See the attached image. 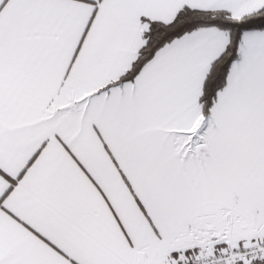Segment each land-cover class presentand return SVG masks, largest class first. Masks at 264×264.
Masks as SVG:
<instances>
[{
  "label": "snow or ice",
  "instance_id": "6c2138e0",
  "mask_svg": "<svg viewBox=\"0 0 264 264\" xmlns=\"http://www.w3.org/2000/svg\"><path fill=\"white\" fill-rule=\"evenodd\" d=\"M0 264H264V0H0Z\"/></svg>",
  "mask_w": 264,
  "mask_h": 264
}]
</instances>
